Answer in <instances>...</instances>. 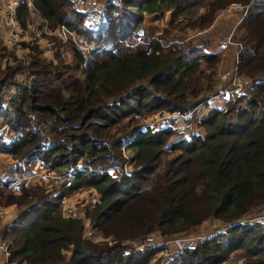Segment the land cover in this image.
Wrapping results in <instances>:
<instances>
[{
    "label": "trees",
    "instance_id": "1",
    "mask_svg": "<svg viewBox=\"0 0 264 264\" xmlns=\"http://www.w3.org/2000/svg\"><path fill=\"white\" fill-rule=\"evenodd\" d=\"M33 4L50 28L64 25L82 31L96 47L85 62L84 53L71 45L68 64L56 60L58 53L45 62L33 49L28 55L29 79L18 84L7 103L2 88L16 85L19 66L0 70V128L8 126L16 137L8 144L0 141V154L15 162L10 172H19V164L31 160L59 173L71 172L77 163L95 171L71 173L65 186L44 185L48 191L18 185L16 196L9 193L8 184L0 185V204L17 209L16 217L0 229L11 260L147 264L156 249L134 250L124 243L153 232L181 237L212 220L229 226L161 264H222L238 250L242 264H264V224L243 221L264 207V0H123L129 19L114 20L118 7L109 6L96 30L83 25V16L71 8L70 0ZM232 4L248 6L235 35L241 45L236 68L245 80L242 93L229 96L223 109L210 108L195 119L196 130L188 135L176 136L170 128L174 123L136 131L147 108L185 114L218 95L223 88L214 93L210 84L219 56L189 43H165L162 48L147 40L125 48L121 44L113 51L100 50V45L127 39L143 13L157 20L170 11V29L203 30L215 13ZM196 8L203 9L192 20L187 12ZM54 42L56 51L65 52L68 45ZM121 147L130 150V169L113 177L104 170L121 167ZM81 187L98 195L83 216L101 243L85 237L81 219L61 213L62 199Z\"/></svg>",
    "mask_w": 264,
    "mask_h": 264
},
{
    "label": "rangeland",
    "instance_id": "2",
    "mask_svg": "<svg viewBox=\"0 0 264 264\" xmlns=\"http://www.w3.org/2000/svg\"><path fill=\"white\" fill-rule=\"evenodd\" d=\"M99 1L101 3L103 2V0H99ZM252 1H256V0H250V2H252ZM110 7H112V5ZM114 7H118V9H116V12H115V15L117 14V16L112 17V18H115L114 20L118 21L119 19H126V21H127V19H129V16L126 15L127 11H129V9L126 5L121 4L120 6H114ZM245 7H248V6L233 5V4L229 5L226 9L215 13L214 18H215V16H219L220 13H223V11H227L228 14H231V15L234 14L235 16L240 18V21H241L242 20L241 17L242 16L244 17V15L246 13V12H244ZM202 9L196 8V9H193L191 12L188 11L187 12L188 14L191 13L190 19L194 20L198 15H200V13L202 12ZM184 14H186V13H184ZM169 15H170V11L164 12L160 18L155 20L154 17H156V15L143 13L141 15V21L138 25V28L133 33H130L129 36L127 37V39H124V40L126 41V43L128 45H131V46H134L137 44H143L147 40L148 41L153 40V42L158 43L159 47H162V48H163L165 43L180 44L181 46L189 43L191 45H198V46L203 45L204 48H209L210 45H212V44L213 45L215 43L220 44V41L222 38L227 37L228 35H232V38H231L232 44L226 45L225 48H223L221 52L217 53L219 56V63H218L217 67L219 69H217V71H216V76L214 77V82L212 83V86L210 84V89L214 93H215V90L219 89L220 87H223V85L219 84V82L224 84V86H225L224 88L229 87L230 81H226V82L221 81L220 75L223 74L224 72L230 71L234 67H236V57H237L238 52L240 51V50L238 51L240 44L237 43L236 38H235V35H237L236 22L238 20H236V19L231 20V21L227 22L228 23L227 25H222V23H221V25L216 24L215 21L213 20L211 22V24L209 25V27H207L206 29L190 30V28L186 27L185 30L182 29L183 31H181L178 29L173 30V29H170L168 27ZM178 21H180L179 18L176 19L175 23L178 24ZM179 24H182V23H179ZM183 24H185V22H183ZM82 30H83V27H82ZM198 31H203V33L197 37H193L192 39H190V41H185L187 38L194 36V34ZM81 32L76 33L75 31L70 30L71 34L69 36H67V42H65L64 44L59 43L61 46L63 45V47L66 45H68V46L65 49V52H63L62 49H60L59 51H55V53H58V55L56 57V60L58 62H60L62 64L70 63V57L68 55L67 49H69L71 45L80 49L81 52L84 53L85 62L87 61L86 57H88L90 55L89 50L92 48H95L96 46L95 45L93 46V42L87 40L81 34ZM160 37H162V39H161L162 42L161 41L159 42ZM204 43H206V45H204ZM97 47L99 48V46H97ZM121 48H125L124 44L122 45ZM214 49H216V48H214ZM240 49H241V45H240ZM211 50H212V48H211ZM31 51H33V49L30 50L29 53H31ZM29 53L27 54L28 58H29V56H28ZM39 53L45 62L46 61L47 62L53 61L55 58V56H54L55 53L51 58H46V57L42 56V53L40 51H39ZM212 54H214V53H212ZM28 63H29V60H28L26 65H28ZM17 66H19V65H17ZM220 70H223V71L220 72ZM236 70H237V68H236ZM237 74H238V72H237ZM239 78L241 79V81L243 83V90H244L245 80H243L240 76H239ZM149 90L153 91V87H150ZM239 94H241V92H237L235 94L236 97H238ZM157 95H159V94L157 93ZM201 108L204 109L200 105H197L194 109L191 110V112L194 114V116H198V115H200L201 112H203V111H201ZM157 109L156 110H153L152 108L145 109L146 110L145 115H143L142 119L138 121V125H137L138 127L136 128V131L137 130L144 131L146 129L156 130L155 128H157V127L162 128L158 124V119H159L160 115L166 114L167 112L158 111ZM139 111L143 112V109L139 108ZM195 121H194V123L189 121L191 123V126H190L191 130L187 132V135L190 134L191 131L196 130L195 129ZM170 128H172L174 130L175 135L177 134L178 136H180L182 134V132L180 133L178 126H176V127L173 126ZM7 130H8V135H14L15 136V134L10 130V128L8 126H7ZM129 154H130L129 149L125 150L124 148L121 147V155L124 159V162L122 163L121 167H118V166H115V167H117L119 169V171L121 172L122 175L128 173V171L130 169V166L128 164ZM0 156L2 157L4 155L0 154ZM36 162L37 161H35V160H31L27 164H26V162H22L21 164H19V167H21L20 171L16 173V172H10L11 166L15 163L11 159L10 165L6 166V168L3 170V172L5 173L4 175L7 177H10V176L15 175V174H18V176L28 175V174H30L31 171L35 170V168L34 169H32V168ZM41 165H42V163H40V166ZM76 165H82V164L77 163ZM35 167H37V166H35ZM43 168L48 170L46 167H43ZM91 170H92V168H91ZM92 171H95V170H92ZM49 172L53 173L54 175L61 177L58 187L65 186V183H68L67 181H69V176L65 172L59 173V172L54 171V170H50ZM110 175L113 177L121 176V175H112V174H110ZM8 187H9V193H11V195L16 196L19 194V192H13V190L16 188V185H14V186L8 185ZM31 187H33V188L34 187H40V188L45 189L46 191L49 190L42 183L41 184L34 183L29 188H31ZM23 189H25V188H23ZM10 191H12V192H10ZM93 192H95V191L91 188L81 187L80 189L75 190V191L67 194L61 201V213H62V208L66 207L67 205H71V204L74 205L73 206L74 208L80 207L81 205H82V208H83V206L86 208H90L92 205L91 201L96 199L98 196L97 194L94 195ZM80 211L83 213L82 214V217H83L84 212L81 209H80ZM16 213H17V209H16V206L14 204H11V205L0 204V226H1L0 229H2L7 224H9L16 217ZM263 216H264V207L262 208L261 211H258V210L253 211V214L246 216L243 221L247 222V221L253 220L255 218H260ZM237 223H240V222H237ZM203 224H206L207 226H204ZM262 224H264V223H262ZM224 225L225 224H221L220 222H217V221L208 220V221H205L204 223H201L199 226L194 227V228L186 231V233L182 234L181 236L183 239H185V238H191L194 240L197 239V241H196V243H197L203 239H208L210 236H213L212 235L213 232L220 231L223 228L226 229V227L229 226V225L228 226H224ZM198 229H199V231H197ZM171 237H173V236H171ZM171 237H169V238H171ZM176 237H180V236H176ZM98 238H100V236L97 233H95L90 238V240L93 241L94 243H96L95 239H98ZM163 240H164V237H160L159 233H157V232H153L146 237V242H148L149 245L144 246L143 249L144 248L156 249L155 254H153L151 256V258L149 259L147 264H161L162 262L166 261L167 259H171V258H173V256H176V254L173 252V247L171 244L170 245L161 244L158 247L155 246L156 243H163ZM1 241H3V240H1ZM100 241L102 242V239H100ZM196 243H195V245H196ZM242 261H243L242 251L238 250V251L233 252L230 255V257L228 258V260L225 261V263L223 262L222 264H242Z\"/></svg>",
    "mask_w": 264,
    "mask_h": 264
},
{
    "label": "built area",
    "instance_id": "3",
    "mask_svg": "<svg viewBox=\"0 0 264 264\" xmlns=\"http://www.w3.org/2000/svg\"><path fill=\"white\" fill-rule=\"evenodd\" d=\"M71 8L78 14L83 16V25L92 30H96L105 21V9L109 6H120L123 0H70ZM235 5V4H233ZM239 7V6H238ZM247 7H245L246 12ZM243 16L241 17V19ZM203 31H198L194 36L187 38L185 41H190L193 37L201 35ZM70 30L64 25H59L50 28L48 23L43 20L36 8L33 0H0V70L13 69L19 65V70L14 74L16 85H6L2 88L3 102L11 100L12 96L18 90V84H24L29 79V71L27 69V62L29 58L27 54L31 49H37L42 53V56L51 58L56 49L55 42L60 44L67 42ZM232 35L224 37L220 41V45L225 47L231 43ZM123 45L130 47L125 40H114L100 45V50L113 51L117 46ZM144 44V43H143ZM240 50V45L239 49ZM220 80L223 82L230 81L229 87L223 89L220 93L232 94L233 92H240L243 90V83L237 74L236 67L232 70L224 72L220 75ZM191 111L185 114L166 113L160 115L158 124L160 127H166L172 123H180L178 128L182 135H186L191 130ZM190 128V129H189ZM0 140L8 144L15 140L14 135H8L7 126L0 128ZM87 168L91 171L89 166L75 165L72 171L66 173L71 176V173ZM112 175H122L119 169L111 166L106 170ZM60 176L50 173L48 170L38 173H30L26 176L6 178L0 173V185H21L22 188H29L34 183L43 184L47 188H59ZM247 222L264 223V216L255 218ZM224 230L215 231L212 235H217ZM94 234L93 229L89 226L84 228V235L90 239ZM161 237V236H160ZM171 237V236H170ZM96 243H101L100 239H95ZM197 239L176 237H164L163 243H156L158 247L161 244L172 245L173 252L177 255L185 248H193ZM127 247L140 250L144 246L149 245L146 238L140 241H126L124 243ZM0 264H17L11 260V251L5 241H0Z\"/></svg>",
    "mask_w": 264,
    "mask_h": 264
},
{
    "label": "crops",
    "instance_id": "4",
    "mask_svg": "<svg viewBox=\"0 0 264 264\" xmlns=\"http://www.w3.org/2000/svg\"><path fill=\"white\" fill-rule=\"evenodd\" d=\"M234 19L238 20V21L236 22V25H237V24L240 22V18H238V17L235 16L234 14H232V15H231V14H228L227 11H223V13H220L219 16H215L214 21H215L216 24H220V25H221V23H222V25H227V24H228L227 22H229V21H231V20H234ZM211 48H212V50H211ZM214 48H216V49H214ZM219 48H220V49H219ZM223 48H225V47L221 46L219 43H217V44L215 43L214 45L212 44V45H210L209 48H205L204 50H205L206 52H209V53L217 54L218 52H221ZM211 51H212V52H211ZM214 51H215V52H214ZM217 69H219V68L217 67ZM221 71H223V70H220V72H221ZM220 72H219V73H220ZM219 84H222V85H223V87H220V88H219V91L222 90V88L225 89V88H224L225 86H224L223 83L219 82ZM242 91H243V90H242ZM242 91H240V92L242 93ZM236 93H237V92H233V93L230 94V95L219 93L218 95L213 96L211 99H209L208 101H206L205 104L200 105L201 107L204 108V109L201 108V111H203V112H201L200 115H198V116H194V114L192 113V114H191V117L189 118V121H191L192 123H194L195 119L203 118V117L207 114V112H208V110H209L210 108L223 109V108L225 107V101H226V99H228L229 96L232 97V98H235V97H236V95H235ZM239 95H240V94H239ZM239 95H238V96H239ZM179 124H180V123H179ZM179 124H178V123H174L175 126H178ZM15 139H16V137H15ZM3 155H4V156H2V157L0 156V173H2V174L4 175L5 173L3 172V170L6 168V166L10 165L11 158H10L9 155H6V154H3ZM13 165H15V163H14ZM13 165H12V166H13ZM35 166H37V167H35ZM41 166H42V165H41ZM41 166H40V163H39V162H36V163L33 165V168H32V169L35 168V170L31 171L30 173H38V172L41 173V172H43V171H46V169L43 168V167H45V166H42V167H41ZM21 176H26V175H20V176H18V174H15V175H12V176H10V177H7V176L4 175V177H6V178L21 177ZM19 186H20V185H19ZM20 187H21V186H20ZM20 187H19V188H20ZM19 188H18V185H16V188L13 190V192H19ZM93 194L96 195L95 192H93ZM92 199H93V198H92ZM97 199H98V196H97L96 199H94V200L91 201L92 205H93L94 202H97ZM73 206H74V205L71 204V205H67L66 207L62 208V215H63L64 217L81 219L84 228L87 227V226H89V225H88V220H87V219H84V216L82 217V214H83V213L80 211V209H81V210H83V212H84L87 208L84 207V206H83V208H82V205L80 206L81 208H80V207H76V208H74ZM203 223H204V222H203ZM203 225H204V226H207L206 224H203ZM0 227H1V226H0ZM93 231H94V230H93ZM197 231H199V229H198ZM95 233H96V232L94 231V234H95ZM181 237H182V236H181ZM98 239H101V238H98ZM0 241H1V238H0ZM224 263H225V262H224Z\"/></svg>",
    "mask_w": 264,
    "mask_h": 264
}]
</instances>
